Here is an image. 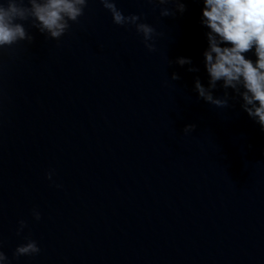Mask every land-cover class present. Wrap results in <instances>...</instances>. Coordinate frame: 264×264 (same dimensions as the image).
I'll return each instance as SVG.
<instances>
[{
	"label": "water",
	"instance_id": "water-1",
	"mask_svg": "<svg viewBox=\"0 0 264 264\" xmlns=\"http://www.w3.org/2000/svg\"><path fill=\"white\" fill-rule=\"evenodd\" d=\"M117 7L143 13L157 51L92 0L59 40L29 21L33 43L0 53L4 252L11 264H264V131L239 97L226 108L198 98L203 3L175 17L146 0ZM23 236L39 254L13 257Z\"/></svg>",
	"mask_w": 264,
	"mask_h": 264
},
{
	"label": "clouds",
	"instance_id": "clouds-1",
	"mask_svg": "<svg viewBox=\"0 0 264 264\" xmlns=\"http://www.w3.org/2000/svg\"><path fill=\"white\" fill-rule=\"evenodd\" d=\"M92 0H0V53L5 48L27 41L32 44L34 36L24 26L31 22L48 39L59 40L69 32L72 24L79 23L85 8ZM112 17V22L120 27H134L142 36V43L149 52H155L156 37L160 35L149 23L144 22L141 14L125 15L117 7L118 0H98ZM147 3L162 6L160 17H175L186 11L188 0H146ZM203 3L201 24L208 29L205 33L207 48L203 52L205 69L208 74L207 87L197 77L194 89L198 98L217 108H226L229 101L239 97L241 108L264 131V0H201ZM173 4L175 8L163 7ZM252 52L255 60L248 58ZM171 61H169V64ZM180 66L191 65L190 58L179 57ZM188 71L198 72L196 67ZM180 79L173 73L171 80ZM223 88L222 97L214 96L217 85ZM232 90V94L229 93ZM195 124L184 127L183 133H192ZM52 179V172L46 174ZM60 187V185H56ZM36 221L41 213L33 209ZM27 222L18 221L17 236H22ZM24 243L19 244L13 257L33 256L40 253L38 243L30 236H23ZM0 264H11L3 250V238L0 233Z\"/></svg>",
	"mask_w": 264,
	"mask_h": 264
}]
</instances>
